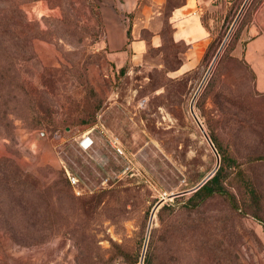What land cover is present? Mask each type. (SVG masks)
<instances>
[{
	"label": "rangeland",
	"instance_id": "1",
	"mask_svg": "<svg viewBox=\"0 0 264 264\" xmlns=\"http://www.w3.org/2000/svg\"><path fill=\"white\" fill-rule=\"evenodd\" d=\"M260 1L247 8L243 28ZM103 2L111 1L0 2L12 32L19 26L10 5H19L39 35L15 68L20 43L10 45L12 32L0 43L8 82L0 110V264H139L142 253L143 264H264V162H248L264 155V96L233 55L240 31H231L195 95L213 59L172 76L176 47L168 57L151 52L141 64L116 68L103 46ZM232 14L212 26L218 49ZM17 79L35 89L42 111L26 102ZM193 97L220 149L216 171L227 194L190 210L192 193L178 194L216 166L191 116Z\"/></svg>",
	"mask_w": 264,
	"mask_h": 264
},
{
	"label": "crops",
	"instance_id": "2",
	"mask_svg": "<svg viewBox=\"0 0 264 264\" xmlns=\"http://www.w3.org/2000/svg\"><path fill=\"white\" fill-rule=\"evenodd\" d=\"M110 1L109 5L103 2L101 8L108 61L116 68L141 64L148 47L159 48L168 39L185 46L180 66L171 72L177 76L198 66L210 43L215 19L225 14L235 0ZM250 32L254 35L247 37ZM233 55L252 72L254 91L264 95V0L242 29Z\"/></svg>",
	"mask_w": 264,
	"mask_h": 264
},
{
	"label": "trees",
	"instance_id": "3",
	"mask_svg": "<svg viewBox=\"0 0 264 264\" xmlns=\"http://www.w3.org/2000/svg\"><path fill=\"white\" fill-rule=\"evenodd\" d=\"M2 1H4V0H0V2H2ZM252 1L253 0H249L248 1L246 7L244 8L242 14L240 15V17H239V19H238V21H237V23L235 25L236 26L235 27V32L240 31V33L237 36V39H239V36H240L241 31L243 29V27H242L243 26V19H244V16L246 15V13H247V8H249V6L251 5ZM243 2H244V0H235L233 3H231V5L229 6V8L226 11V13L223 14L221 17H218L217 20L221 19L222 22H223L226 19V17H228L230 15V13L232 12L233 13L232 15L234 17V18H232L233 20L231 22H230V20L226 22V26L227 25L231 26V24L234 21V19H235L237 13H238L240 7L242 6ZM10 13L15 16L14 22L16 24H18L19 30L17 32H15V33L12 32V30L10 28L11 19L10 18L5 19V15L4 14H3V16H0V43L2 41L7 40V39H5V36H7L10 32L13 33L12 34L13 36L11 38L12 42L10 43V45L17 46L18 43H20L21 53L19 51H15L13 53L14 56H15V61H11L10 62V65L15 68L16 65L22 60L21 54H23V55L28 54V47H29L30 41L32 39L38 38L39 35H38V30L30 31V30L27 29L28 27H31V26H35L36 27V26H38V24L36 22H29L26 19L24 13L21 11L19 5H15V6H11L10 5ZM11 17H13V16H11ZM14 22H13V24H14ZM204 26H206V25H204ZM210 36H211L210 43L208 44V46H207V48H206V50H205V52H204V54L202 56V59H201L200 63L198 64V66L196 68H194L193 70H197L199 67H201L202 64L209 63L214 58L215 52L218 49V45L216 46V45L213 44L214 43V39H212V32L211 31H210ZM16 42H18V43H16ZM0 46H2V45L0 44ZM176 47H178V48L180 47V50L178 52H176V53H171V56L177 60V64H178V66L175 69L171 70V72H173L180 66V54L183 53L184 50H185V46H183V45L174 44L173 42H171L170 40L167 39V40H165L162 43V45L159 48L153 49L151 47H148L147 53H146V55L144 57V60L149 55V53H151V52H158V53L163 54L164 57H168L170 55L169 50L173 49V48H176ZM0 51H1L0 52V60H1V58L3 57L2 56L3 54H2V48L1 47H0ZM126 65H128V64H126ZM3 70H4V68H3V65H2V63L0 61V110H1V107H2V103H3L2 98L4 96L5 88L7 87V84H8V82L6 80V76L4 74H2ZM11 71H13V70H11ZM252 78H253V81H254L253 74H252ZM15 81H13L14 82L13 83V88H14V86L16 87V84L20 83L19 85L24 90H26V92H25V96L27 98L26 102L31 103V105L33 107V110H36V111L37 110H41L42 111L43 105L39 101L38 102L35 101V94H34L35 93V91H34L35 89L31 88V86H30V84L28 82H24V81H21V80L17 79V82L15 84ZM39 86L40 85H38V87ZM260 96H264V95H260ZM208 137L210 138V141L212 142V144H213V146H214V148H215V150H216V152L218 154L219 161H220V157H221L220 149L217 146V144L215 143L214 139L210 135H208ZM248 162H251V163H262V162H264V155L250 158L248 160ZM36 184H37V195H38V197H41V198L44 197L45 196V191L43 190L42 186L40 185V183L38 181H36ZM226 194H227V192L223 189V187L219 183V171H216V173L210 179H208L199 189H197L195 192H193L192 195L187 199L186 208L190 209V210L195 209L202 202H204L205 200H207L209 198H212L215 195L226 196ZM252 194H254V193L252 192ZM73 199H74V197H71V200H73ZM76 202L77 201L75 199L72 201L73 204H72V207L70 208L71 211L77 210L79 208V206H77ZM40 208H42V207H40ZM44 208H45V210H47L46 206ZM39 210H41V209H39ZM149 234H150V231H149ZM148 237H149V235H148ZM27 244L30 245V246H34L37 243H36V241H32L31 240ZM144 264H150V263H147V262L145 263V261H144Z\"/></svg>",
	"mask_w": 264,
	"mask_h": 264
},
{
	"label": "water",
	"instance_id": "4",
	"mask_svg": "<svg viewBox=\"0 0 264 264\" xmlns=\"http://www.w3.org/2000/svg\"><path fill=\"white\" fill-rule=\"evenodd\" d=\"M248 1H249V0H245V1L243 2V4H242L241 8L239 9V11H238V13H237V15H236L234 21L232 22V24H231V26H230V28H229V30H228V33L226 34V36H225V38H224L222 44L220 45V47H219L217 53L215 54V56H214V58H213L211 64L209 65V67H208V69H207V71H206V73H205V75H204V77H203V80H202V82L200 83V85H199V87H198V89H197L195 95L197 94L198 90L200 89V87L202 86L203 82L205 81V79H206V77H207L209 71H210L211 68L213 67V65H214V63H215L217 57L219 56L220 52L222 51V48H223V46H224V44H225V42H226V40H227L229 34H230L231 31L234 29V27H235V25H236V23H237V21H238L240 15L242 14L244 8L246 7ZM194 97H195V96H194ZM194 97H193V99H192V101H191V103H190V113H191V116H192V118H193V120H194L196 126L198 127V129H199L200 132L202 133L203 137L205 138V140L207 141V143H208L209 146L211 147L212 151H213V152L215 153V155H216V166H215V168L213 169V171H211V172H210V173H209V174H208V175H207V176H206V177H205V178H204V179H203L198 185H196L194 188H192V189H190V190H188V191L181 192V193H179L178 195H184V194H187V193H193V192H195V191H196L197 189H199V188H200V187H201V186H202V185H203L208 179H210V178L213 176V174L215 173V171L217 170L218 165H219V157H218V154H217V152H216V150H215V148H214L212 142L210 141V138L208 137V135L206 134L205 130L203 129L202 124L200 123V121L198 120V118L196 117V115H195V113H194V111H193V100H194ZM174 196H176V195H174ZM160 204H161V202H160V203H157V204L155 205V207L153 208L152 212H151V216H150V218H149L148 225H147L146 237H145V241H144V245H143V252H144V249H145V246H146V242H147V238H148V234H149V231H150V228H151V223H152V217H153V214H154L155 210L159 207ZM139 264H143V253H142V256H141V259H140V263H139Z\"/></svg>",
	"mask_w": 264,
	"mask_h": 264
},
{
	"label": "built area",
	"instance_id": "5",
	"mask_svg": "<svg viewBox=\"0 0 264 264\" xmlns=\"http://www.w3.org/2000/svg\"><path fill=\"white\" fill-rule=\"evenodd\" d=\"M228 2H232V1H234V0H227Z\"/></svg>",
	"mask_w": 264,
	"mask_h": 264
},
{
	"label": "bare ground",
	"instance_id": "6",
	"mask_svg": "<svg viewBox=\"0 0 264 264\" xmlns=\"http://www.w3.org/2000/svg\"><path fill=\"white\" fill-rule=\"evenodd\" d=\"M88 144H89V143H88ZM88 144H87V145H88Z\"/></svg>",
	"mask_w": 264,
	"mask_h": 264
}]
</instances>
